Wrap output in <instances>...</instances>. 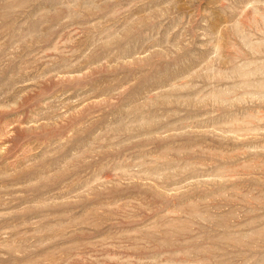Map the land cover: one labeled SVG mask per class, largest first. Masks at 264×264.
Instances as JSON below:
<instances>
[{
    "label": "rangeland",
    "instance_id": "1",
    "mask_svg": "<svg viewBox=\"0 0 264 264\" xmlns=\"http://www.w3.org/2000/svg\"><path fill=\"white\" fill-rule=\"evenodd\" d=\"M0 264H264V0H0Z\"/></svg>",
    "mask_w": 264,
    "mask_h": 264
}]
</instances>
